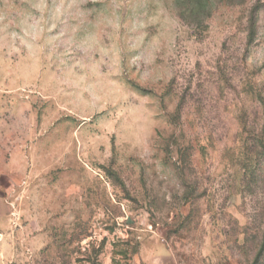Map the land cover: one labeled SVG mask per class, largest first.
<instances>
[{
  "label": "rangeland",
  "instance_id": "374dc122",
  "mask_svg": "<svg viewBox=\"0 0 264 264\" xmlns=\"http://www.w3.org/2000/svg\"><path fill=\"white\" fill-rule=\"evenodd\" d=\"M264 0H0V264H264Z\"/></svg>",
  "mask_w": 264,
  "mask_h": 264
},
{
  "label": "trees",
  "instance_id": "16d2710c",
  "mask_svg": "<svg viewBox=\"0 0 264 264\" xmlns=\"http://www.w3.org/2000/svg\"><path fill=\"white\" fill-rule=\"evenodd\" d=\"M198 3H201V2H203L204 0H196ZM263 147V150H264V146H262Z\"/></svg>",
  "mask_w": 264,
  "mask_h": 264
}]
</instances>
